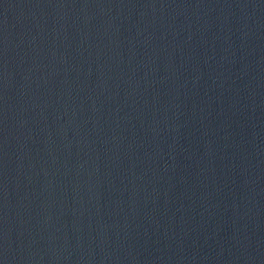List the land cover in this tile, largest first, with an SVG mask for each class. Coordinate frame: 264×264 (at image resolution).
Listing matches in <instances>:
<instances>
[{"label":"water","instance_id":"95a60500","mask_svg":"<svg viewBox=\"0 0 264 264\" xmlns=\"http://www.w3.org/2000/svg\"><path fill=\"white\" fill-rule=\"evenodd\" d=\"M238 0H0V264H218Z\"/></svg>","mask_w":264,"mask_h":264}]
</instances>
